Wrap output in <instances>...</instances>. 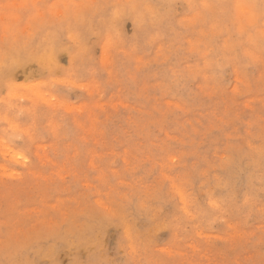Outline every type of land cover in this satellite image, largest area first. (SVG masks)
I'll return each instance as SVG.
<instances>
[{
  "label": "rangeland",
  "instance_id": "rangeland-1",
  "mask_svg": "<svg viewBox=\"0 0 264 264\" xmlns=\"http://www.w3.org/2000/svg\"><path fill=\"white\" fill-rule=\"evenodd\" d=\"M0 264H264V0H0Z\"/></svg>",
  "mask_w": 264,
  "mask_h": 264
},
{
  "label": "bare ground",
  "instance_id": "bare-ground-1",
  "mask_svg": "<svg viewBox=\"0 0 264 264\" xmlns=\"http://www.w3.org/2000/svg\"><path fill=\"white\" fill-rule=\"evenodd\" d=\"M148 5H149V4H148ZM57 13H58V12H57ZM104 56H105V55H104ZM31 91H32V89H31ZM36 91H37V90H36ZM32 92H33V91H32ZM17 94H18V93H17ZM19 94H20V93H19ZM37 94H39V93H37ZM37 94H36V95H37Z\"/></svg>",
  "mask_w": 264,
  "mask_h": 264
}]
</instances>
